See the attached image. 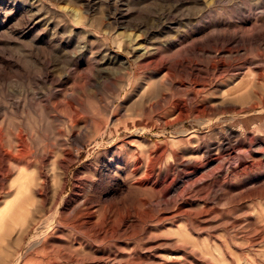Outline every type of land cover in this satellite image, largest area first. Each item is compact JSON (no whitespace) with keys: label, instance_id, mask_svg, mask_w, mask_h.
I'll list each match as a JSON object with an SVG mask.
<instances>
[{"label":"rangeland","instance_id":"374dc122","mask_svg":"<svg viewBox=\"0 0 264 264\" xmlns=\"http://www.w3.org/2000/svg\"><path fill=\"white\" fill-rule=\"evenodd\" d=\"M0 171V264H264V0H0Z\"/></svg>","mask_w":264,"mask_h":264},{"label":"bare ground","instance_id":"6f19581e","mask_svg":"<svg viewBox=\"0 0 264 264\" xmlns=\"http://www.w3.org/2000/svg\"><path fill=\"white\" fill-rule=\"evenodd\" d=\"M231 42H232V44H233L234 42H236V40H232ZM232 44H231V45H232ZM229 70H230V69H229ZM251 71L254 72L253 70H251ZM227 73H228V72H227ZM251 75H252V74H251ZM20 133H22V132H20ZM12 140H13V139H12ZM18 140H19V138H18ZM20 141H21V140H20ZM16 142H17V141H16ZM13 144H14V143H13ZM19 144H20V143H19ZM15 148H16V147H14V151H12L13 149H12V150L10 149V154H9V155H10V157H11L12 159L17 158V156L14 155L15 153H17V150H16ZM17 149H18V148H17ZM19 149H20V148H19ZM21 153H22V152L19 151L18 154H21ZM13 157H14V158H13ZM12 159L8 162V163H9V166H10V169H11V170H13L14 168L17 169V167H16L17 165L15 164V161H16V160L13 161ZM20 159H21V158H20ZM4 163H5V162H4ZM3 166H4V165H3ZM5 166H7V165H5ZM5 166H4V167H5ZM6 168H7V167H6ZM1 170H2V169H1ZM15 171H16V170H15ZM19 171L21 172V170H19ZM0 172H1V171H0ZM5 172H6V171H5ZM21 173H23V172H21ZM0 175H2V174H0ZM9 175H10L9 172L4 173L3 176H5V178H2V179H7V178L9 177ZM10 177H11V175H10ZM12 178H13V177H12ZM9 179H10V178H9ZM23 179H25V178H23ZM13 180H14V178H13ZM16 180H17V179H16ZM14 181H15V180H14ZM8 182H9V181H8ZM4 183H5V182H4ZM11 183H12V182H11ZM11 183H10V184H11ZM15 183H16V182H14V184H15ZM37 183H38V182H37ZM11 185H12V187H13V183H12ZM11 185H10V186H11ZM16 185H17V188H18L17 193H18V195H19V197H18L19 200H18L17 202H19V201H20V198L23 197V194H24V192H25V182H24L23 180H20V181L18 180V182H17ZM16 185H14V186L16 187ZM13 188H14V187H13ZM9 189H10V188H9ZM2 192H3V191H2ZM14 192H15V189H14ZM14 195H15V193H14ZM13 197H14V196H13ZM19 205H20V206H19V210H20V208H22V207L25 205V204H24V198H21V201L19 202ZM13 207H14V206H13ZM22 209H23V208H22ZM86 209H87V208H86ZM88 209H89V208H88ZM17 210H18V208H17ZM92 213H94V212H92ZM17 214H18L17 211H15V213L13 212V213L10 215V220H13V222L16 221V219L18 218V217H17ZM19 214H20V213H19ZM82 214H86V213H82ZM91 215H92V214H91ZM91 215H90V216L88 215L90 219L92 218ZM1 217H6V215H5V214H2ZM80 217H81V215H80ZM93 217H94V216H93ZM21 219H22V218H21ZM3 220H4V219H3ZM8 222H9V221H8ZM53 222H55V220H54ZM17 223H19V222H17ZM2 224H3V223H2ZM13 224H14V223H13ZM22 224H23V223H22ZM4 225H5V224H4ZM2 226H3V225H0V229H1V228H3V229L5 228V226H4V227H2ZM12 226H13V225H12ZM12 226H11V227H12ZM14 226H15V225H14ZM15 227H16V226H15ZM30 228H31V227H30ZM3 229H2V231L0 232L1 235H2V232L4 231ZM14 229H15V228H14ZM28 230H29V229H28ZM5 231H6V229H5ZM38 232H39V231H38ZM38 232H37V233H38ZM37 233H36V234H37ZM32 237H33V236H32ZM0 239H1V238H0ZM34 239H37V237L34 236V237H33V240H34ZM40 240H41V239H40ZM36 241H37V240H36Z\"/></svg>","mask_w":264,"mask_h":264}]
</instances>
